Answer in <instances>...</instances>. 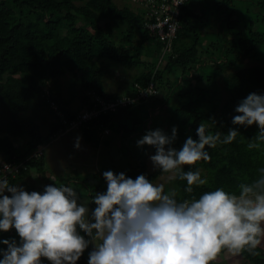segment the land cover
<instances>
[{"label":"trees","instance_id":"obj_1","mask_svg":"<svg viewBox=\"0 0 264 264\" xmlns=\"http://www.w3.org/2000/svg\"><path fill=\"white\" fill-rule=\"evenodd\" d=\"M237 3H246L247 8L241 10ZM199 4L202 9L197 13L195 8ZM215 17L217 24L211 21ZM150 20L144 7L121 8L114 0H0V163L25 161L38 145L45 146L63 129L50 108V101L58 106L65 119L73 120L93 108L90 95L114 101L119 95H133L135 83L145 86L152 79L157 90L168 89L164 100L159 103L156 96L140 105L101 115L79 130L84 141L97 147L104 128H114L127 137L136 134L137 127H142L143 133L146 129L140 117L143 108L150 104L161 107L165 99L174 96L184 101L172 111L177 138L171 147L180 144L182 148L189 136L197 140L196 129L200 123L208 125L210 134L220 131L226 135L229 128H236L240 133L231 144L207 148L209 162L183 167L184 171L199 168L201 178H206L208 183L193 186L189 194L184 190L186 180L173 179L178 202L199 198L216 188L239 195V184L258 179L259 169L264 168V142L260 149L247 147L255 140L258 128L233 125L231 120L237 115L234 109L239 101L253 92L264 94V28L257 27L259 24L264 27V0H190L181 9V28L171 52L164 57L163 68L153 78L152 71L163 45L145 28ZM211 36L215 37L212 42ZM150 40H154L155 48L149 45ZM206 42L209 45L200 53L198 46L204 47ZM245 61L258 65L249 66ZM109 65L139 70L132 82L116 95L107 93L103 84V68ZM240 65L244 66L233 71ZM173 72L178 77L172 81ZM67 73L78 78L86 93L82 97L84 104L77 110H71L68 107L71 101L62 99L59 92L53 95L49 88L50 82ZM153 99L156 102H149ZM134 107L138 113L132 110ZM154 108L147 110L148 116H152ZM31 109L33 116L27 115ZM27 167V172L22 171L15 179L9 178V183L16 184L32 172L42 182L51 177L45 171L44 153L28 160ZM145 173V163L140 161L128 177L135 179ZM165 174L168 173L156 169L146 177L155 181ZM83 184L85 196L90 200L96 193L107 190L106 182L97 173L85 178ZM90 208L94 210L93 202ZM1 233L4 237L0 240L5 238ZM85 238L88 237L85 235ZM5 246L0 244V248ZM90 251L88 247L77 264H88ZM256 251L257 256L247 251L240 255L249 264H264L263 251L259 247ZM226 252L224 249L212 264H218L217 260Z\"/></svg>","mask_w":264,"mask_h":264},{"label":"clouds","instance_id":"obj_2","mask_svg":"<svg viewBox=\"0 0 264 264\" xmlns=\"http://www.w3.org/2000/svg\"><path fill=\"white\" fill-rule=\"evenodd\" d=\"M234 111L233 125L258 128L247 147L260 149L264 94H248ZM196 135L197 140L189 136L176 150L171 145L177 128L172 127L170 136L157 128L147 131L137 146L155 148L153 167L171 173L170 179L186 180L184 190L191 194L193 186L208 181L199 168L184 171L183 166L209 162L207 148L231 144L240 133L229 128L226 135L210 134L208 125L200 123ZM259 172L255 181L238 185L239 195L216 188L178 202L175 190L165 193L163 184L152 183L144 174L132 179L109 170L102 174L107 190L95 194L91 211L78 203L80 196L71 186L49 184L42 192H28L0 178V232L14 229L19 237V243L0 240L7 246L0 248V264H43L41 258L50 264H77L90 244L88 264H212L224 249L232 255L247 251L257 256L264 242V168Z\"/></svg>","mask_w":264,"mask_h":264},{"label":"rangeland","instance_id":"obj_3","mask_svg":"<svg viewBox=\"0 0 264 264\" xmlns=\"http://www.w3.org/2000/svg\"><path fill=\"white\" fill-rule=\"evenodd\" d=\"M114 3H116L121 8L127 6L131 10L137 8L138 6L130 0H114ZM237 4L240 5L241 10L247 8L246 3ZM201 9V5L199 4V6L195 8V12L200 13ZM250 15L254 16L253 14ZM211 21L212 23L214 22L217 24L216 17L212 18ZM257 27L264 28L261 24L257 25ZM214 38V36H211L210 41L212 42L213 40H215ZM208 42H206L204 47L198 46V50L200 53L205 51V47L209 45ZM154 43V40L149 41V45L152 47L155 46ZM245 64L249 66L258 65L257 63L250 61H245ZM242 66L244 65L238 66L233 71L242 68ZM262 66L264 65L262 64ZM200 68L205 69L204 66ZM138 71L139 70H136L134 68L129 70L125 69L120 65H109L104 67L103 84L105 91L112 95L119 94L120 92H122L126 84L132 82L133 76L136 75ZM209 71L210 70H206V72ZM170 76V80L173 81L176 77H178V73L173 72ZM220 86L221 93L224 99L225 93L223 94L222 85ZM49 88L53 95L59 92L58 94L60 95V97H62V99L71 101L68 104V107L71 110L80 109L84 104L82 101V97H84L86 93L80 87L78 78L72 76L71 74L67 73L55 79V82H50ZM179 88L180 87L178 85L175 90L178 91ZM167 90L168 89L165 87L160 88V92L156 100L157 102L160 103L161 100H164V96ZM174 94H176V92H174ZM153 101L156 102L155 99L149 102ZM181 101L183 102L184 100L177 97L175 98L174 96H169L167 100L165 99V103L161 107L158 104H156L155 106H153L152 104L146 105L145 108H143V110L140 112V117L142 120H144L143 125L146 128L143 129V133L141 131L142 127H137L135 130L136 134L127 137L124 132H117L114 128H112L110 129L111 134L109 136H100V138L98 137L97 147L93 143H86L82 137L81 131L79 130H71L51 138L47 143H45L44 146L45 171L51 174V178L46 182H42V180L36 178V174L31 171V176L18 181L16 184L24 187V189L28 192H42L44 187L49 184H56L57 186H71L78 192L80 196V201H78V203L81 202L88 205L91 211V200L87 196H85L86 190L85 185L83 184L85 178H88L97 173L102 177V180L105 181L102 174L103 172L109 170L113 171L114 173L123 172L125 173L126 177H128L129 172H133L138 168V163H140V161H144L145 163V176L150 175L152 172H154L156 168L153 167L150 156L155 154V148L148 145L138 147L137 141L141 139L147 131L155 130L157 128L163 130L165 134L170 136L171 129L176 124L174 116L172 115V111L174 109V106L179 105ZM150 108H154L151 117L147 114V110H149ZM35 110H38L40 112L37 107ZM132 110H134L135 113H138L136 107L132 108ZM27 115L33 116L32 109L27 113ZM127 124L128 126L130 125L129 122ZM77 137L80 138V147L78 149L74 146L77 141ZM21 143L23 142L21 141L18 144L21 145ZM105 143H108V145H105ZM173 148H175L176 150H180L181 145H175ZM171 175V173L160 175L155 181H152V183L163 184L165 193H170L171 191L175 190V187L171 183V181L173 180L170 179ZM5 194L10 195L7 192ZM3 233L5 234V238L7 236V239H15L19 243V237L15 230H10L9 232ZM1 234L2 233L0 232V238L4 237ZM6 247L7 246L3 248L6 249ZM258 247L263 251L264 255V242H262ZM92 248L93 246L90 244L89 249L92 250ZM41 259L43 264H50V262L47 261L46 258ZM217 263L249 264L241 257L240 254L232 255L230 252H226L223 258L217 260Z\"/></svg>","mask_w":264,"mask_h":264},{"label":"built area","instance_id":"obj_4","mask_svg":"<svg viewBox=\"0 0 264 264\" xmlns=\"http://www.w3.org/2000/svg\"><path fill=\"white\" fill-rule=\"evenodd\" d=\"M138 8L144 7L147 11V16L152 19L145 24V28L151 34H154L157 40L163 45L159 59L156 62V67L152 71L151 78L156 75V72L161 70L164 65V57H166L172 49V45L177 38V33L180 30V16L181 8L189 0H130ZM178 4V5H177ZM133 95H119L114 101H104L100 98L90 95L93 108L85 110L78 114L73 120L65 119L63 113L59 110L58 106L50 101V108L58 116V124L62 126V130L58 132L61 135L71 130H81L86 128L87 124L92 120L105 115L110 112H115L117 108L126 106L140 105L146 102L149 98L156 97L158 91L152 79L145 86L138 83L133 85ZM110 130L104 128L102 136H108ZM44 147L38 145L33 156L29 157L23 162H3L0 163V178L14 179L22 171L27 170V161L32 157L42 156Z\"/></svg>","mask_w":264,"mask_h":264},{"label":"crops","instance_id":"obj_5","mask_svg":"<svg viewBox=\"0 0 264 264\" xmlns=\"http://www.w3.org/2000/svg\"><path fill=\"white\" fill-rule=\"evenodd\" d=\"M105 145H108V143H106ZM51 178V177H50Z\"/></svg>","mask_w":264,"mask_h":264}]
</instances>
